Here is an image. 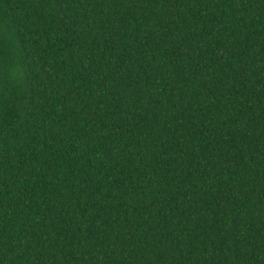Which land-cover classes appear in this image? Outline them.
Wrapping results in <instances>:
<instances>
[{
    "label": "trees",
    "instance_id": "16d2710c",
    "mask_svg": "<svg viewBox=\"0 0 264 264\" xmlns=\"http://www.w3.org/2000/svg\"><path fill=\"white\" fill-rule=\"evenodd\" d=\"M0 264H264V0H0Z\"/></svg>",
    "mask_w": 264,
    "mask_h": 264
}]
</instances>
